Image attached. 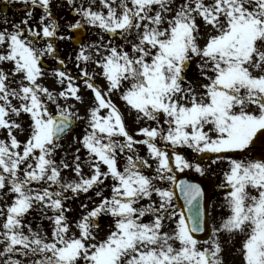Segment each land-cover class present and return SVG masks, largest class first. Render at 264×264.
<instances>
[{"label":"snow or ice","instance_id":"obj_1","mask_svg":"<svg viewBox=\"0 0 264 264\" xmlns=\"http://www.w3.org/2000/svg\"><path fill=\"white\" fill-rule=\"evenodd\" d=\"M68 2L84 23L124 43L108 40L81 46L76 57L85 63L93 61L88 49H95L98 58L94 62L108 84L105 91L95 82L96 73L82 70L84 84L94 93L88 127L79 141L88 150L85 163L92 170L86 177L78 154L72 165L63 160L58 164L53 158L73 120L84 117L78 110L72 111L75 105L60 103V98L70 96L83 99L70 75L67 87L59 92L38 82L44 75L43 57L56 58L51 38L57 37L60 26L53 17L51 0H30L31 5L39 3L44 9L38 29L15 24L12 31L0 30V129L8 133L7 140L0 139V198L13 196L6 207H0V216L5 218L0 232L4 264H223L222 244L216 235L221 231L243 235L242 264H264V159L230 160L224 174L230 189L226 193L230 214L215 229L213 238L205 241L195 236L204 231L199 218L203 189L199 184L177 181L173 171L174 167L203 171L200 164L193 165L179 154L178 148L215 154L245 150L258 133H264V0H119V4L101 0L100 10H93L95 0L87 7H77L75 0ZM83 26L81 21L69 25L73 29ZM44 38L49 39L40 47ZM195 58H199L198 67L206 81L199 93L191 84H183ZM4 63L13 67L5 71ZM56 75L64 85L66 72ZM13 82L17 86L9 87ZM118 89L138 118L155 122V127L139 129L146 139H135L126 127L121 109L109 95ZM10 97L19 103L13 104ZM51 105L56 106V113ZM10 113L29 115L25 141L15 134V130L25 131L22 123L12 120ZM158 138L164 148L158 146ZM137 144L146 145L156 161L154 175L147 174L153 165L137 153ZM121 153L126 160L122 169ZM102 165L107 171H102ZM67 168H73L79 179L64 181L61 172ZM109 178L111 195L97 191L99 203L76 222L79 234L72 232L64 207L65 192L87 193ZM159 181L169 187L160 186ZM53 185L58 190H51ZM176 187L189 207L187 217L174 205ZM144 200L149 202L142 204ZM34 209L53 211L54 215L46 217L54 225L51 238L24 223ZM102 215L114 218L113 230L97 239ZM145 217H150L148 222ZM166 221H174L175 227L164 230ZM17 255L39 258L25 261Z\"/></svg>","mask_w":264,"mask_h":264},{"label":"rangeland","instance_id":"obj_2","mask_svg":"<svg viewBox=\"0 0 264 264\" xmlns=\"http://www.w3.org/2000/svg\"><path fill=\"white\" fill-rule=\"evenodd\" d=\"M91 0H75L76 6L79 7L81 4H84V6H88ZM179 2V0H178ZM116 3L119 4V0H116ZM18 4V5H17ZM51 11L53 13V17L58 21L59 24V31L57 37H55L57 40H62L64 42V50H58V55L55 57H58L57 59L54 58L52 55H46L43 57V60L46 64L49 65V67L46 69L44 68V75L39 78L40 83H42L44 86L48 87L50 90L54 92H59L64 90L67 87V77L70 75L73 78V82L77 84L80 88V95H82L83 99L82 101H76L74 97H69L67 100L64 98H60V103L62 106L67 107L68 105H75V107L72 109V111L77 112L78 115L83 116L84 119L76 120L78 123V127L76 130L72 133L66 136L64 139L59 141V144L61 145L60 148L56 150L55 155L53 158L57 161L59 164L60 161H65L69 163L70 165L74 164V158L75 155H79L81 157V167L83 174L87 177L91 175V168L85 161H87L88 158V150L85 149L82 144L79 142L82 140V137L85 133V129L88 127V110L89 107L93 104V97L94 93L91 89H88L86 85L84 84L85 77L83 76V73L80 76V80H76V78L71 75V72L74 73V68L77 71H81L83 69H87L89 74L96 73L95 76V82L102 86L105 91L107 90L108 84L106 79L99 75L101 72V69L98 67V65L94 62L97 57L95 49H88L89 52H91L93 56V61H89L87 63L77 60V55L81 49L80 48H73L70 44V38L72 37V34L70 32V24H74L76 21H81L88 31L87 36L84 39L83 45L85 48L88 47L90 44H96L99 45L101 43H107L108 40H113L114 44H123V39H110L108 37V33L104 32L102 29H100L97 26L90 25L87 23H84L82 21L81 16L77 13L75 17L70 15V12L73 10V5L68 2V0H51ZM18 7V8H17ZM23 7V8H19ZM2 8H7V12L3 13ZM93 10H100L101 9V0H95V3L92 4ZM105 12L107 9H103ZM19 11V12H18ZM39 11H44V9L37 3V5L33 6L30 3V0H28V3H23L22 0H0V30L7 29L8 31L13 30V26L15 24H21L22 27H31L33 29H38L41 27L38 23L39 18L42 16ZM28 12L32 13V16H28ZM18 14H21L19 16ZM25 17V19H23ZM27 20L28 24L24 25L23 21ZM198 23L201 24L202 32L207 31V29L203 28V21L199 20ZM27 35V33H25ZM64 37V39H59V37ZM101 37H103V40H101ZM131 39V37L129 38ZM201 44L204 43V40L202 39L200 41ZM58 44V43H57ZM126 48L130 50V45H126ZM63 60L65 64V69L63 71H66V76L64 78L65 83L64 85H61L59 83V78L56 75L58 71V65L59 60ZM57 60V61H56ZM75 61L76 65H73V62ZM192 67L190 70L186 73V79L183 81V84L185 87H188L189 84L199 93L202 92V84L206 81L201 76L200 68L198 67L199 58H195L192 60ZM62 64V68L64 65ZM79 66V67H78ZM82 66V67H81ZM2 67L5 69V71L11 69L13 65L11 63H4ZM78 67V68H77ZM194 70V71H193ZM79 74V73H78ZM211 74V73H210ZM17 84L15 82L11 83L9 87H16ZM111 96V99L114 103L117 104V106L121 109L124 118H125V124L126 127L130 130V132L134 135V138L137 140H143L147 137L144 136L142 133L139 132V129L141 127L151 126L155 127V122L148 120L147 118H138L137 111L135 109H132L129 105H127L126 101L122 99V90H114L112 93L109 94ZM12 97H10L11 99ZM15 99V98H12ZM16 100V99H15ZM16 102H18L16 100ZM19 103V102H18ZM51 109L53 113L57 112L56 106L51 105ZM101 114H106V110H101ZM10 118L12 120H16L18 123H22L23 128L25 131H19L15 130V134L17 135L18 139L21 141H25L28 136V125L31 123L29 119V115L22 114L20 117H17L15 115L9 114ZM142 116V114H141ZM0 139H8V133L5 129H0ZM118 140H123V137H116ZM158 146L161 148L165 147V143L163 141H160L159 138L157 139ZM137 153L140 156H143L149 160V163L153 165L152 169L147 170V174L154 175L155 174V167H156V161L152 159L149 156L148 149L146 145L143 144H137L134 146ZM79 148V153L76 152V149ZM169 152L171 153V148H168ZM191 150V151H190ZM177 152L179 154H182L185 156L186 159H188L193 165L200 164L202 169L205 170L206 173L204 175H210L213 178H216L218 180V185L220 187L225 186V184L222 183L225 178V172L229 170L230 166V160L231 159H238L234 158L232 156V152H227L226 156L221 158L219 154L215 153H200L196 152L194 149L188 148L187 146H183L181 148L177 149ZM131 154V153H129ZM125 154L121 153L119 158V166L122 169L126 163V160L124 158ZM220 157L219 159L217 157ZM174 164V159L172 161ZM194 168V167H193ZM174 169V168H173ZM178 169V168H175ZM188 170H193L192 168H187ZM102 171H107V167L102 165ZM174 171V170H173ZM189 171V172H190ZM193 171L191 172V175H193ZM175 174V172H174ZM195 175V174H194ZM62 179L64 181L69 180H78L79 177L74 172L73 168H67L62 169L61 172ZM196 176V175H195ZM226 182V181H224ZM112 180L109 178L107 181H105L104 185H101L99 188L95 187L93 189H90L87 193L80 192L78 194H74L71 192V190L65 192V196L68 197L67 200L64 201V207L66 210V215L68 216L71 224H72V232H76L77 235L79 234L78 229H76L75 224L77 221L80 220V218L83 215H86L88 211H90L92 208H94L100 201V197L96 195L97 191H103L105 196L111 195V188L109 185H111ZM160 186L163 187H169V184L164 181L158 182ZM34 187H38L39 185H33ZM47 186V185H44ZM227 187V186H226ZM51 190H58L57 186L53 185ZM229 188H226L223 192L215 194L213 196L211 208H210V224L213 230V233L217 227H220L223 220L230 214V210L228 205L224 202V199L226 200V193L229 191ZM224 197V198H223ZM13 199L12 195H8L6 197L0 198V207H6L8 203H10ZM154 200H159L155 194L153 195ZM149 201L144 200L141 201L142 204L148 203ZM83 205H86L87 208L83 207ZM54 215L53 211L51 209H45L42 213L38 210H31L30 213L26 216L24 223L26 225L30 224L33 231L40 232L42 235L47 234L49 238L52 236L53 231V221L47 219V216ZM4 216H0V232L3 231L2 224L4 222ZM150 217H145L144 221L148 222ZM114 222V218L106 215H102L99 218L100 227L96 230L97 239H104L109 234L111 230H113L112 225ZM175 227L174 221L165 223V229L164 230H170V228ZM25 234H28V227L26 226ZM223 233V234H222ZM221 244H222V257H223V264H242V261H236L237 259H242V256L240 254V251L238 249V246L234 243L235 237L234 234H229L227 232H219L217 233ZM3 237L0 236V240H2ZM175 246H179V242H175ZM207 245H201V247H205ZM4 248V245H3ZM3 248L0 249V253L3 252ZM16 258L22 259V260H29V259H38L39 257H22L20 255H17ZM6 257L0 256V264H4V260ZM81 264H83V261H81Z\"/></svg>","mask_w":264,"mask_h":264},{"label":"water","instance_id":"obj_3","mask_svg":"<svg viewBox=\"0 0 264 264\" xmlns=\"http://www.w3.org/2000/svg\"><path fill=\"white\" fill-rule=\"evenodd\" d=\"M75 15L76 13H72ZM73 33L75 34V38L72 39V42L75 46H79L82 43V38L86 35V31L82 28L80 29H73ZM110 37H113L112 34H110ZM75 122L73 120L72 129L68 131L66 134L72 132L75 129ZM66 134H64L62 137H64ZM177 181L185 180L190 183L199 184L201 188L203 189V195L200 199L199 204V218L202 221V225L204 228V231L195 233V236L199 240H205L209 236L210 229H209V223H208V209L210 204V198L214 191L215 187V181L213 179H205V180H190L189 178L185 176H177ZM176 191V200L179 203L181 211H183L187 217V214L189 213V207L186 204L184 197L180 194V190L178 187L175 188ZM197 209L194 206L192 211L195 212ZM190 222V220H189Z\"/></svg>","mask_w":264,"mask_h":264},{"label":"flooded vegetation","instance_id":"obj_4","mask_svg":"<svg viewBox=\"0 0 264 264\" xmlns=\"http://www.w3.org/2000/svg\"><path fill=\"white\" fill-rule=\"evenodd\" d=\"M260 134H263V136L260 137ZM237 156L243 160H248V159H253V158L263 159L264 158V133H258L257 137L254 138V143L249 146V149L239 150V153L237 154ZM253 194H255V193H253ZM217 228H219V227H217ZM222 232H224V231H222ZM234 237H235L234 243L238 246V249H240L241 242L243 240V235L242 234H234ZM211 238H213L212 234H211L209 240H211ZM236 261H242V259H237Z\"/></svg>","mask_w":264,"mask_h":264},{"label":"trees","instance_id":"obj_5","mask_svg":"<svg viewBox=\"0 0 264 264\" xmlns=\"http://www.w3.org/2000/svg\"><path fill=\"white\" fill-rule=\"evenodd\" d=\"M45 42H46V41H44V45H45ZM13 104H14V102H13ZM1 248H3V244H0V249H1Z\"/></svg>","mask_w":264,"mask_h":264}]
</instances>
